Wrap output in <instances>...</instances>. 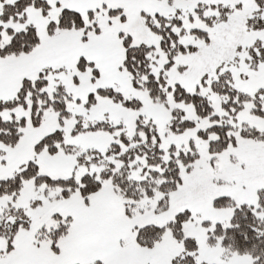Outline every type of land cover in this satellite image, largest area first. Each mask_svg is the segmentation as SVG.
<instances>
[{"label":"snow or ice","instance_id":"snow-or-ice-1","mask_svg":"<svg viewBox=\"0 0 264 264\" xmlns=\"http://www.w3.org/2000/svg\"><path fill=\"white\" fill-rule=\"evenodd\" d=\"M0 264H264V0H0Z\"/></svg>","mask_w":264,"mask_h":264}]
</instances>
